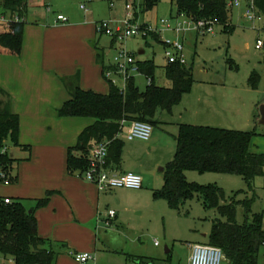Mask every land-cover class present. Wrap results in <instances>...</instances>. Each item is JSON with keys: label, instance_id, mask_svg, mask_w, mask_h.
<instances>
[{"label": "rangeland", "instance_id": "1", "mask_svg": "<svg viewBox=\"0 0 264 264\" xmlns=\"http://www.w3.org/2000/svg\"><path fill=\"white\" fill-rule=\"evenodd\" d=\"M127 4L133 5V17L135 13L137 14L136 26L147 25L153 33H156L160 41H156L154 34L144 37L142 32L120 40L97 32V25L102 23H109L114 30L119 28L125 32V23L128 18ZM142 4L143 0H28V16L25 22L23 20L25 23L23 49L24 46L31 47L38 42V44L47 43L49 39L56 43L52 58L59 66L61 81H59L57 98L59 108L68 101L66 99H69L67 89L62 82V79L67 76L80 73L83 79L81 88L95 92L96 90L102 91L98 93H108V84L101 70L98 72L94 61L93 48L95 46L105 50V66L115 64V58L121 52L134 55L136 61L153 60L157 67V85L170 87L171 84L164 71L167 65L166 43L178 42L183 45L182 53L170 51L178 58L183 57L186 66L194 69L196 81H208L214 78L227 81V83L244 79L248 81L250 72L255 69L262 77L260 89L262 95L264 94V64L259 63L263 53L256 49L257 41L259 39L264 41L263 15L261 21H250L244 18L246 10H234L233 23L237 26L235 33L228 35L219 28L214 35L202 36L198 35L194 28L186 32L176 31L177 22L183 20L181 17L177 19L178 13L172 0H162L159 6L149 13L143 12ZM82 6L86 7L87 11H84ZM59 15H63L68 22H57ZM161 21H165L166 24ZM40 23L51 28L46 35L40 27L36 26ZM231 59L237 63L239 70L231 67L229 63ZM2 60L0 56V83H5L4 73L8 67L1 62ZM111 80H115L119 88L124 85L119 78L113 77ZM145 87L142 85L143 89ZM53 94H48V96H57L55 95L57 93ZM51 101L57 103L56 100ZM42 112L41 118H36L38 122L41 121L42 126L36 132H26L28 141L20 139V146L8 142V154L16 161L13 176L17 178L8 187L0 185V198L21 200L29 212L36 209L38 200L46 198L48 191H59L57 187H59L60 139L63 141V162L67 167L69 147L75 146L77 137L94 123L92 118L60 117L53 110ZM169 116L170 112L160 111L157 118L161 122L170 123L172 120ZM258 130L264 133V126ZM126 135L127 128H124L121 137L126 150L133 149L131 144L138 143L137 141L143 143L139 147V158L144 168L151 170L148 176L151 175L154 178L152 182L155 183L157 176L159 184L162 180L161 169L173 161L177 152L175 128L162 124L153 126L149 142L142 140L129 142ZM23 138H25L24 135ZM250 150L253 153L264 155V135L253 138ZM189 173L191 175L187 176L190 182L199 183L193 181L192 176L213 179L208 181H218L207 184L218 185L228 196H234L239 191L247 190L245 182L239 176L210 174L201 177L202 175L197 172ZM51 174L53 180L50 177ZM141 177L145 183L146 177L143 175ZM262 183H264V178H258L255 182L257 197L252 207L253 214L264 211V191L260 188ZM161 185L160 183L159 186ZM257 186H259L258 190ZM56 195L51 197L50 207L37 210L36 216L37 219L40 216L42 230L46 235L54 222L59 225V219L61 220L59 239L66 242L71 249L69 252H64V249L56 246L55 249L61 254L59 258L61 264H78L73 256L76 252L91 254L94 260L88 264H136L135 258L144 257L153 258L156 260H152L156 262L155 264H190V250L187 242L197 237L202 243L208 244V240L201 239L200 236L210 231L212 221L219 217L215 212L206 210L197 199L186 203L180 211H172L164 200L154 201L152 197L148 199L143 197L140 199L141 209L130 208L129 211L119 213V229L107 228L103 222L97 226L98 213L96 210L93 213L88 212L90 222L83 223L73 218L74 212L66 199L59 200L58 198V201L51 205ZM242 196L240 195L238 199ZM134 200L136 199L127 198L125 201ZM237 221L239 224L246 221L245 211L241 207L237 208ZM49 240L56 242L52 238ZM156 242L157 245H155ZM166 248L171 251L170 254H167ZM0 261L3 262L4 259L0 257ZM223 264L230 263L225 260ZM259 264H264V251Z\"/></svg>", "mask_w": 264, "mask_h": 264}, {"label": "trees", "instance_id": "2", "mask_svg": "<svg viewBox=\"0 0 264 264\" xmlns=\"http://www.w3.org/2000/svg\"><path fill=\"white\" fill-rule=\"evenodd\" d=\"M234 0H172L178 15H184L195 22L217 21L226 31L232 29L229 23L228 4ZM249 3V0H246ZM162 0H143L144 13L153 11ZM256 10L264 16V0H254ZM28 0H0V16L9 20L16 17L21 22L0 25V55L21 57L23 33L28 15ZM134 23L137 14L134 15ZM143 29L147 25L141 26ZM101 34V33H100ZM153 34V33H151ZM160 41L157 35H153ZM116 39V38H115ZM96 62L102 67V76L108 84V93L102 94L81 88V75L77 73L62 79L70 98L57 110L60 117L92 118L94 123L84 129L73 147L67 151V175L82 176L89 168L87 156L90 149L102 142L109 143L107 167L120 169L125 143L122 139L125 122H142L152 127L161 124L158 113L172 112L181 103L185 94L195 83L193 69L180 63L164 67L170 87L156 83V65L153 60L138 61L140 73L151 84L142 88L140 79L131 78L122 91L106 78L105 50L94 47ZM261 80L258 73L250 79V85L257 88ZM21 119L13 112L11 98L0 87V174L10 184L15 160L8 154L7 144L20 146ZM256 130L236 131L213 127L180 125L176 136L177 152L172 162L164 168L161 189L154 191L155 200H164L172 211H180L186 203L197 199L208 211L219 217L212 221L208 244L220 248L230 264H259L264 248V211L252 213L256 200L255 182L264 177V155L250 150ZM187 172L199 174H222L239 176L247 190L228 196L216 184H199L187 179ZM4 180H0L3 184ZM59 191H48L44 199L38 200L37 207L29 212L21 200L12 199L6 204L0 198V256L12 260L13 264H56L57 247L65 244L42 238L38 232L36 212L46 208L53 195ZM243 195L241 199H238ZM245 211L246 221L239 224L237 208ZM251 217V218H250ZM193 245V244H190ZM152 260L140 259L139 264Z\"/></svg>", "mask_w": 264, "mask_h": 264}, {"label": "crops", "instance_id": "3", "mask_svg": "<svg viewBox=\"0 0 264 264\" xmlns=\"http://www.w3.org/2000/svg\"><path fill=\"white\" fill-rule=\"evenodd\" d=\"M235 1H239L240 5L239 6L233 5V7L231 8L229 7V23L232 29L230 31H226L223 27L216 26L215 33L219 28L223 33H227L228 35H232L233 33H235L237 26H235L233 23V11L244 9L246 10L247 13V8L249 5L248 1L246 0H234L233 2ZM240 18L243 19V16L240 15ZM244 18L245 19L247 18L246 14L244 15ZM36 26L40 27V30L44 31L45 35L47 34V32H49V29H51L49 26H45L42 23L37 24ZM55 29H59V28H55ZM196 32H198V35L200 34L202 36L215 34V33L203 34L199 31ZM38 43L31 47L24 46L21 57L0 55L2 56L3 59L1 62H4L5 66L8 67V70L4 73L5 83H0V87L11 98L13 112L20 116L21 126H20L19 140L24 139V141H28L27 140L28 136L26 132H36L42 126L40 125L41 121L38 122V120L36 119V118H41V116L43 115L42 111L45 112L46 110H51V111L53 110L54 112L55 111L57 112V110L59 109V103L57 101L59 100L57 99L59 96V81H60L59 66L52 58V54L55 51L54 45L56 43H54V40H50V39L47 40V43H43V42L41 43V41H40L41 44ZM257 43H256V49H257ZM257 50L262 51L263 54L261 57V61L259 63L264 64V47L262 49H257ZM50 58L51 60H49ZM94 61L96 62L95 49H94ZM229 63L233 69L239 70V66L234 60L231 59ZM96 65L98 67V72L99 70H101L102 73V67L97 62ZM254 73H258V72L255 69L252 70L249 74V78L247 77L248 81L247 79H244L243 81L234 82L236 81L234 80L233 82L227 83V81L226 82H224V80L220 81L218 78L210 79L208 81L195 80L192 90L189 93L185 94L182 98L181 103L177 105L172 110V112H170L169 117L170 120L172 121L170 123L163 121L161 122V124L169 127L173 126L176 130L177 135L180 125L204 126V127H213V128L236 130V131L256 130L257 136L264 135V133H261V131L258 130L261 126H264V121L260 113L261 108L264 107V94L262 95L261 93L262 91L260 89V83L262 81V77L258 84V87L253 88L250 85V79ZM193 74H194V69H193ZM81 80L83 79L81 78ZM140 80L142 85H146V83L142 82V78ZM96 91L97 93L102 92L99 90ZM53 93H57L55 94L57 96L56 97L48 96V94L54 95ZM66 93H68L69 96V92L67 91ZM102 94H106V93H102ZM51 100H56L57 103H53ZM130 124L131 122H125V124L123 125V129L127 128V132H128L130 128ZM23 135L25 138H23ZM134 141L136 140L129 142H134ZM137 142L138 143L131 144L133 145L131 146L133 147V149L131 150H126V145H125L122 164L120 166V169H117L115 172L117 174L132 172L138 175L141 174L145 176L146 180L145 183L143 181L142 189L140 190L117 189L111 192L101 193L98 191L97 187L94 184L87 182L81 176L67 175V171H66L67 168L64 165L63 157H62L63 141L62 139H60L59 187H57L59 189V195L53 197V202L51 205H54L56 201H58V198L59 200L61 198H64L67 200V203L71 206L72 211L74 212L73 218H76L79 222L89 223L90 219L88 217V212L90 213L91 211L93 213V211L96 210L98 213L97 226H100L101 225L100 222H103L107 228L119 229L120 228V226L118 225L119 213H122V211L123 212L129 211L130 208H133L134 210L141 209L142 201H140V199H142L143 197H145L146 199L152 197L154 201H158L154 199V191L161 189L164 185V181H163L164 169H161L160 171L162 178L160 183L162 185L159 186L160 183L158 184L157 182V176L154 180L155 183H153L152 180L154 178H152L151 175L148 176L151 170L144 168V166L141 163V159L139 158L138 155L139 147L142 146L143 143L141 141H137ZM210 174H214V173H207L200 175H202L201 177H205L204 175H210ZM187 175H191V174L187 172L186 176ZM50 177L53 180L52 174L50 175ZM192 180L202 184H207L210 182L211 183L218 182L216 180L208 181V180H213L211 178L201 179L196 176L194 177L192 176ZM0 185H4V184H0ZM260 188H262L264 191V183H262V186H260ZM258 189L259 186H257V190ZM127 198H135L136 200L132 202H128L125 201ZM48 206L50 207V205ZM110 212H114L115 214L113 219H111L109 216ZM38 219H39L38 232L42 238L45 239L52 238L54 241H56V243L65 244V247L61 248L64 249V252L71 251L69 245L66 242H63L61 241V239H59V226L61 223L60 219H59V225L55 222L53 226L51 225L52 227H50V229L48 230L47 235L42 230L43 225L40 216H38ZM107 222H109L110 225H107ZM209 233L210 231L206 232L205 234L201 235L200 238L204 240H208ZM190 244H204V243H202L197 237H193L191 240H189L187 242V247L190 250V256H191V249L189 247ZM263 251L264 248L261 251V254ZM170 253L171 251L169 250L167 254ZM60 256L61 254L59 253L56 264H61L59 260ZM3 259L4 261L3 262L0 261V264H8L12 261L10 259L9 260H6L5 258ZM140 259L154 260L153 258H147V257L135 258V263L139 264L138 262ZM6 261H8V263ZM155 263L156 262L153 261L149 262V264H155ZM189 263H190V258H189Z\"/></svg>", "mask_w": 264, "mask_h": 264}, {"label": "built area", "instance_id": "4", "mask_svg": "<svg viewBox=\"0 0 264 264\" xmlns=\"http://www.w3.org/2000/svg\"><path fill=\"white\" fill-rule=\"evenodd\" d=\"M235 6H239V1L230 2L228 4V8ZM128 10V18L126 20L125 32L121 29H113L109 23H102L97 25L96 29L98 33L106 34L115 37L120 40L124 37L136 36L140 32L143 33V36L146 37L149 34L153 33L149 27L142 28L137 27L133 22L134 17L132 14L133 5L127 4L126 6ZM84 11H87L86 7L82 6ZM247 19L250 21H261L262 15L256 10L254 5V0H249V5L246 13ZM182 18L183 21H178L176 26V31L186 32L190 28H194L196 31H199L203 34H214L215 27L218 26L217 21H199L195 22L190 18H187L184 15H180L177 18ZM18 23L21 22L19 18H15L14 20H9L5 17L0 18V25H7L8 23ZM57 22L66 23L67 19L63 15H59L57 17ZM163 24H166L165 21H161ZM136 27V28H133ZM156 34V33H153ZM168 50L165 52V58L167 59L168 64L180 63L181 65H186L183 57L178 58L174 56L170 50L177 51L178 53H182L183 45L176 43H166ZM264 47V42L259 40L257 43V49H262ZM115 64L110 65L112 69L106 71V78L112 81L113 84L116 85L115 80H111V78L116 77L123 81L124 85L120 88L122 91L125 90L126 84L129 79L144 78L146 84H151V79H146L140 73V69L138 66V61L134 55H130L128 53L121 52L115 58ZM125 124V123H124ZM153 132V127L150 124L133 121L130 124V128L127 132L126 138L128 141L133 140H142L149 141L151 139ZM109 155V143L102 142L99 144H95L89 151L87 156V160L89 163L88 170L83 173L81 176L87 182L94 184L98 191L101 193L111 192L117 189H130V190H140L143 187L142 177L136 173L128 172L124 174H117L115 171L111 170L107 167V158ZM0 180H4L3 184L5 186L10 185V181L5 178L4 174H0ZM4 202L6 204H11L12 200L10 198H5ZM109 216L111 219L114 218V212H110ZM107 225H110L107 222ZM157 245V242H156ZM191 249L190 256V264H223L226 260V257L223 251L220 248L210 246V245H201V244H193L189 246ZM73 256L78 264H88L90 261L94 260V257L89 253H73ZM10 263L13 264V261Z\"/></svg>", "mask_w": 264, "mask_h": 264}, {"label": "water", "instance_id": "5", "mask_svg": "<svg viewBox=\"0 0 264 264\" xmlns=\"http://www.w3.org/2000/svg\"><path fill=\"white\" fill-rule=\"evenodd\" d=\"M145 81H146V80H145L144 78H142V82L145 83ZM260 113H261L262 119H263V121H264V107L261 108ZM168 251H169L168 248H166V252H168Z\"/></svg>", "mask_w": 264, "mask_h": 264}]
</instances>
